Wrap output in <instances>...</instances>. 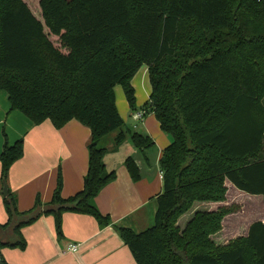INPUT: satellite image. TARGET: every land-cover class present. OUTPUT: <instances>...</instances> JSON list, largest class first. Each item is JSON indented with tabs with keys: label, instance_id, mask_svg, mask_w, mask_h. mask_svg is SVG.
Listing matches in <instances>:
<instances>
[{
	"label": "trees",
	"instance_id": "obj_1",
	"mask_svg": "<svg viewBox=\"0 0 264 264\" xmlns=\"http://www.w3.org/2000/svg\"><path fill=\"white\" fill-rule=\"evenodd\" d=\"M144 64L151 91L143 106L171 142L159 158L154 222L139 232L119 226L122 241L137 264H264V220L226 244L211 239L238 205L196 210L177 225L194 202L224 201L226 181L264 197V0H0V90L10 108L36 125L75 119L90 129L82 189L63 198L58 171L50 201L36 197L26 211L8 191L0 229L11 237L0 238V249H25L22 228L42 215L53 216L59 238L64 212L111 223L95 204L116 176L99 141L115 130L112 149L125 139L114 87L134 110L131 80ZM130 137L141 150L153 145L137 132ZM22 155V138L5 139L2 186ZM125 166L136 180L135 161L127 157Z\"/></svg>",
	"mask_w": 264,
	"mask_h": 264
},
{
	"label": "crops",
	"instance_id": "obj_2",
	"mask_svg": "<svg viewBox=\"0 0 264 264\" xmlns=\"http://www.w3.org/2000/svg\"><path fill=\"white\" fill-rule=\"evenodd\" d=\"M142 66H145L143 69H146V75H138ZM142 66L131 80L135 90L136 108L130 109L120 85L114 87L115 103L124 125L127 114L132 119H137L140 128L136 132L152 139L153 145L144 150L139 149L130 137L131 132H126L125 139L116 149H112L114 139L106 143L104 163L107 170L114 171L116 176L101 189L95 197V204L103 215L109 216L111 223L100 226L91 215L64 212L61 218L63 235L59 238L55 232L53 216L42 215L22 228V234L27 241L25 249H0L7 264H137L122 241L118 227H128L139 232L153 224L156 196L162 188L159 158L163 149L171 142V136L160 128L154 114L143 106L151 87L147 65ZM10 107L7 93L0 90V152L5 139L9 143L23 139V155L12 164L6 182L8 191L15 197L18 210H29L36 197L43 203L49 202L58 171L62 177L63 198L80 191L88 165L90 129L75 119H71L61 128H55L49 119L36 125L22 112ZM137 113L141 114L139 119L135 117ZM122 148H125V152L120 157ZM114 155L119 156L117 162L113 161ZM127 157H131L139 168V177L136 180L131 178L125 166ZM225 185L227 189L232 187L237 191L229 181ZM2 187L0 181V191ZM258 196L260 197L254 199L263 203L264 197ZM2 197L0 193V224L8 220ZM220 203L222 202L197 201V205L190 209L188 215L185 213L181 216H184L183 225L194 211L199 210V204L207 207L204 210L211 211L217 209ZM226 217L228 215L224 218ZM251 223L241 235L247 233ZM218 234L219 232L211 236L216 244H219L217 239L221 237ZM10 237V228L0 229V238ZM229 239L231 238H226L221 243L226 244ZM75 243L79 244L77 250L69 251L68 246Z\"/></svg>",
	"mask_w": 264,
	"mask_h": 264
},
{
	"label": "rangeland",
	"instance_id": "obj_3",
	"mask_svg": "<svg viewBox=\"0 0 264 264\" xmlns=\"http://www.w3.org/2000/svg\"><path fill=\"white\" fill-rule=\"evenodd\" d=\"M144 67L145 66H142L139 69V71H138L139 74L137 73L138 75H142V73H144V75H146V69L144 70L143 69ZM263 104H264V98H263ZM125 119H126V121H125V125L123 128L125 132H127L129 134V132L133 133V132H136V130H139V128H140L139 127V121L137 119L136 120L132 119L131 115H128V114L125 115ZM127 130H129V131H127ZM118 132H119L118 130H115V131L105 135L103 138L100 139V141H99L100 145L105 147L106 143L109 141H112L114 139V137H116ZM137 133L142 134L141 132H137ZM124 152H125V148L124 149L122 148L119 156L124 154ZM119 156L114 155L113 161L117 162ZM227 190H228V191H226L227 196H225V200L222 201V203H220V204L221 205H232V204L238 205L239 211L234 213V214H229L228 217H226V218H224V220H222V223H224V226H222V228L218 231L219 232L218 235H220L221 237L217 239V241H219L220 245L224 244V243H221L222 240H224L226 238L232 239V238H235V237L241 235L242 233H244L247 225L249 223H251L252 221L264 219V200H263V203H259L258 200L254 199L255 197H260V196L250 195V194L242 192L238 189H236L237 191H235V190H233L232 187L228 188ZM261 198H263V197L261 196ZM195 203H193V205L190 209H192L195 205H197ZM220 204H218V205H220ZM203 205L204 204H202V205L199 204L198 209L204 210L207 208ZM189 210L187 212H185L187 215H188V213L191 212V210L190 211ZM181 216L177 220V225H179L180 227H182V225H183L182 219L184 217L183 216L181 218Z\"/></svg>",
	"mask_w": 264,
	"mask_h": 264
},
{
	"label": "built area",
	"instance_id": "obj_4",
	"mask_svg": "<svg viewBox=\"0 0 264 264\" xmlns=\"http://www.w3.org/2000/svg\"><path fill=\"white\" fill-rule=\"evenodd\" d=\"M140 116H141L140 113H137V114L135 115V117H137V118H140ZM162 175H163V173H162V171H160V177H161V178H162ZM78 246H79V244H77V243H75V244H71V245L68 246V250L74 252V251L77 250Z\"/></svg>",
	"mask_w": 264,
	"mask_h": 264
},
{
	"label": "water",
	"instance_id": "obj_5",
	"mask_svg": "<svg viewBox=\"0 0 264 264\" xmlns=\"http://www.w3.org/2000/svg\"><path fill=\"white\" fill-rule=\"evenodd\" d=\"M0 193H1L3 196L7 195V193H8V189H7V185H6L5 183L3 184V187H2V189H1V191H0ZM0 264H5V263L2 261L1 256H0Z\"/></svg>",
	"mask_w": 264,
	"mask_h": 264
}]
</instances>
